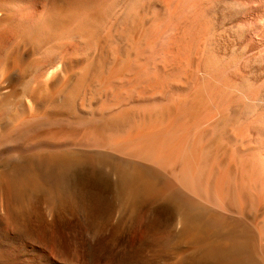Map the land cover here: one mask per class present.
<instances>
[{
  "label": "bare ground",
  "instance_id": "1",
  "mask_svg": "<svg viewBox=\"0 0 264 264\" xmlns=\"http://www.w3.org/2000/svg\"><path fill=\"white\" fill-rule=\"evenodd\" d=\"M0 264H264V0H0Z\"/></svg>",
  "mask_w": 264,
  "mask_h": 264
}]
</instances>
